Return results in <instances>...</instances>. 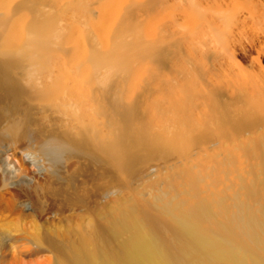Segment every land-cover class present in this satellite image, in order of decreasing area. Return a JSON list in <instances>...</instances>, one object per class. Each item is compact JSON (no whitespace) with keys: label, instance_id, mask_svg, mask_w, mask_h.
Instances as JSON below:
<instances>
[{"label":"rangeland","instance_id":"rangeland-1","mask_svg":"<svg viewBox=\"0 0 264 264\" xmlns=\"http://www.w3.org/2000/svg\"><path fill=\"white\" fill-rule=\"evenodd\" d=\"M28 1L0 0L4 29L24 35L33 16L55 13L60 41L43 72L28 65L16 74L20 98L0 91V264H55L61 246L90 235L102 213L118 203L150 198L157 190L153 183L179 163L192 166L233 150L245 170L240 146L264 141V120L215 133L186 156L155 159L126 178L78 144L75 116L83 104L86 117L104 124L92 99L105 89L107 68L92 71L85 56L117 41L133 47L130 71L112 90L118 87L126 101L137 102L156 132L185 139L203 125L216 130L213 100L233 115L264 113V0H77L85 9L73 0H35L33 10ZM251 8L256 15L246 21L249 32L228 35L224 17L243 19ZM151 47L167 55L156 60ZM45 86L51 92L43 97L37 91Z\"/></svg>","mask_w":264,"mask_h":264},{"label":"bare ground","instance_id":"bare-ground-1","mask_svg":"<svg viewBox=\"0 0 264 264\" xmlns=\"http://www.w3.org/2000/svg\"><path fill=\"white\" fill-rule=\"evenodd\" d=\"M35 3L29 0L26 5L33 10ZM72 3L85 9L82 1ZM255 15L252 8L243 19L225 15L228 35L235 31L246 35V21ZM6 20L7 14H0V91L14 101L22 94L16 74L28 65L43 72L60 39L55 13L33 16L24 35L14 27L4 29ZM132 47L117 41L106 51L95 48L85 56L92 71L107 68L102 79L105 89L92 99L95 113L105 122L86 117L83 104L75 116L81 124L78 144L103 156L126 178L155 159L186 156L196 143L215 133L241 131L264 120L259 110L233 115L224 103L213 100L216 130L203 125L185 139L152 130L146 111L137 102L126 101L122 89L112 90L113 83L117 86L130 71ZM150 50L159 61L167 55L164 48ZM37 92L46 97L51 88ZM240 149L247 157L245 170L239 168L233 150L192 166L175 165L153 183L157 190L150 198L118 203L102 213L101 225L90 235L61 246L55 264H264V141L245 142ZM224 175L233 178L224 181Z\"/></svg>","mask_w":264,"mask_h":264}]
</instances>
